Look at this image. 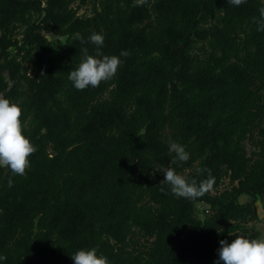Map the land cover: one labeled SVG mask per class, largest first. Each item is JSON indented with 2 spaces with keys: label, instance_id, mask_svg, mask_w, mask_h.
Masks as SVG:
<instances>
[{
  "label": "trees",
  "instance_id": "trees-1",
  "mask_svg": "<svg viewBox=\"0 0 264 264\" xmlns=\"http://www.w3.org/2000/svg\"><path fill=\"white\" fill-rule=\"evenodd\" d=\"M73 1L0 0V97L22 108L37 148L25 175L0 167V264H74L92 248L109 264H216L221 240L260 238L264 0H95L88 15ZM94 33L104 36L100 52L122 63L99 87L77 90L68 76L97 55ZM197 41L211 48L203 59ZM172 142L187 162L173 163ZM167 168L230 186L178 198L162 182ZM195 202L209 205L203 220Z\"/></svg>",
  "mask_w": 264,
  "mask_h": 264
},
{
  "label": "clouds",
  "instance_id": "clouds-1",
  "mask_svg": "<svg viewBox=\"0 0 264 264\" xmlns=\"http://www.w3.org/2000/svg\"><path fill=\"white\" fill-rule=\"evenodd\" d=\"M247 0H228V4L240 6ZM259 25L258 30L264 31V7L260 9V17L256 20ZM91 43L97 45V55H86L76 70L69 73L68 79L73 82L77 90H85L89 86L99 87L101 82H106L117 74L121 66L119 56L103 55L100 46L104 44V36L92 34ZM83 42V41H82ZM87 52V49H85ZM121 56H127V51H122ZM22 108L10 102V100L0 97V167L9 168L13 175L23 176L30 167V157L37 151L30 138L24 134L22 123ZM170 153H175L173 163L187 162L190 154L185 147L172 142L169 147ZM163 183L171 187V193L178 198L197 200L210 192L215 183L214 177L209 172V177L197 184L195 179L189 180L184 175L178 174L175 169L167 168L163 171ZM202 170L197 169L201 174ZM9 187L13 185L10 178ZM163 191V188L161 189ZM232 236V233H229ZM221 247L218 250L219 260L216 264H264V237L248 239L236 236L230 243L228 240L220 241ZM0 256V260H6ZM74 264H109L106 257L97 255V250H79L72 255Z\"/></svg>",
  "mask_w": 264,
  "mask_h": 264
},
{
  "label": "rangeland",
  "instance_id": "rangeland-1",
  "mask_svg": "<svg viewBox=\"0 0 264 264\" xmlns=\"http://www.w3.org/2000/svg\"><path fill=\"white\" fill-rule=\"evenodd\" d=\"M72 6L76 8V10L78 11V13L80 15H88L90 13H92V10L94 8V6H96V2L95 0H91L89 3L85 4V5H80L78 3V0H75L72 2ZM26 18H28L29 20H36L38 18L37 15L33 14L31 16H27ZM24 28V25L22 23H19L18 25V28H17V38H20V34L21 33V30ZM45 36L53 43L57 42V41H64V37L63 36H59V35H56L55 33L53 32H46L45 33ZM12 50V54H15V50L14 49H11ZM211 50V48L206 44L204 43L203 41H197L194 45V48L192 50V53L198 57V58H205L206 55L209 53V51ZM17 59H21L20 56H17ZM24 66L27 67V68H30V65L26 62H24ZM3 74L5 75V77L7 78V72L6 71H3ZM242 143V146L244 147L245 149V152L248 156H254L255 153L258 151V147L251 141L250 138H245L241 141ZM230 186V182L227 178H223L220 186L218 187V189H212V193H215L223 188H226V187H229ZM245 199H252L251 197L247 196V195H243V196H240L239 200L241 202H243ZM253 201L256 203H258V200L257 198L253 199ZM195 205V213H196V216L203 220L206 216H208L211 211L209 209V205H207L206 203L204 202H195L194 203ZM264 230V229H263ZM238 236H240V233H238Z\"/></svg>",
  "mask_w": 264,
  "mask_h": 264
},
{
  "label": "crops",
  "instance_id": "crops-1",
  "mask_svg": "<svg viewBox=\"0 0 264 264\" xmlns=\"http://www.w3.org/2000/svg\"><path fill=\"white\" fill-rule=\"evenodd\" d=\"M245 196V194H242L241 196ZM250 199H245L243 202L245 201H249ZM256 205V209H257V213H258V216H259V221L257 223H255L257 229L260 231L261 233V237H264V210L262 209L261 207V204L258 200V203L256 202L255 203Z\"/></svg>",
  "mask_w": 264,
  "mask_h": 264
}]
</instances>
